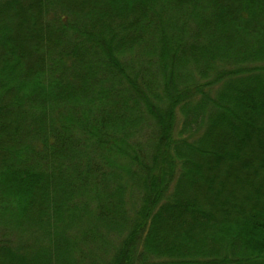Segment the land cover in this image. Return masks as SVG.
Listing matches in <instances>:
<instances>
[{
    "label": "trees",
    "instance_id": "trees-1",
    "mask_svg": "<svg viewBox=\"0 0 264 264\" xmlns=\"http://www.w3.org/2000/svg\"><path fill=\"white\" fill-rule=\"evenodd\" d=\"M0 264H264V0H0Z\"/></svg>",
    "mask_w": 264,
    "mask_h": 264
},
{
    "label": "rangeland",
    "instance_id": "rangeland-1",
    "mask_svg": "<svg viewBox=\"0 0 264 264\" xmlns=\"http://www.w3.org/2000/svg\"><path fill=\"white\" fill-rule=\"evenodd\" d=\"M181 124V120H180V122L178 123V126Z\"/></svg>",
    "mask_w": 264,
    "mask_h": 264
}]
</instances>
